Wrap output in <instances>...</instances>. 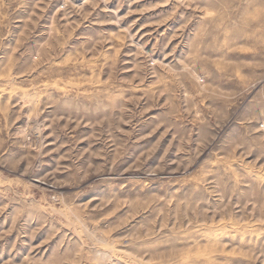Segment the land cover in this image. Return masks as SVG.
<instances>
[{
	"label": "rangeland",
	"instance_id": "rangeland-1",
	"mask_svg": "<svg viewBox=\"0 0 264 264\" xmlns=\"http://www.w3.org/2000/svg\"><path fill=\"white\" fill-rule=\"evenodd\" d=\"M0 264H264V0H0Z\"/></svg>",
	"mask_w": 264,
	"mask_h": 264
}]
</instances>
